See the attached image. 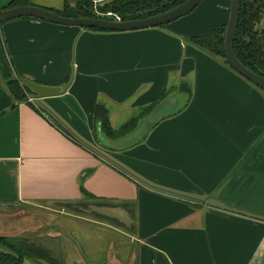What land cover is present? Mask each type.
I'll use <instances>...</instances> for the list:
<instances>
[{
    "label": "crops",
    "instance_id": "1",
    "mask_svg": "<svg viewBox=\"0 0 264 264\" xmlns=\"http://www.w3.org/2000/svg\"><path fill=\"white\" fill-rule=\"evenodd\" d=\"M30 3L64 8V0ZM230 5L202 0L166 27L122 33L34 18L1 23L13 75L64 91L13 102L0 73V217L26 208L83 222L59 226L80 238L77 264H264V222L151 190L46 114L158 186L264 218V94L189 43L226 26ZM98 106L113 131L136 128L107 138L94 120ZM136 130L144 134L129 141ZM84 203L110 206L133 225L62 207Z\"/></svg>",
    "mask_w": 264,
    "mask_h": 264
},
{
    "label": "trees",
    "instance_id": "2",
    "mask_svg": "<svg viewBox=\"0 0 264 264\" xmlns=\"http://www.w3.org/2000/svg\"><path fill=\"white\" fill-rule=\"evenodd\" d=\"M184 1L186 0H111L107 3L103 2L104 4L99 3L96 7V13L92 10V3L89 2V0H75V5L73 7L69 4L68 0H64V8L62 11L48 10L62 17L102 18V14L98 13L99 10V12L103 13H114L121 21H132L161 14L182 4ZM22 6H32V4L30 3V0H12L7 8ZM259 8L260 7H251L249 4L245 5L241 0L238 29L234 41V51L239 61L245 67L264 77V30H257V28H255V23L259 19ZM1 25L2 24H0V26ZM88 30L104 32L99 29ZM224 33L225 26L212 31L206 36L192 37L189 39V43L196 48L223 60ZM223 62L228 66L225 61ZM0 73L5 81L9 80L13 75L7 50L1 38V31ZM8 91L13 102H25L28 97H31L29 90L16 82L8 85ZM46 114L49 115L59 129L72 139L76 140L75 136L58 119H55L49 111H46ZM94 120L100 125L105 136L113 140L124 137L136 128V122L131 121L126 124L121 131H113L109 125L107 111L100 106L96 107ZM24 258L46 261L50 264H59V262L39 243H36L29 238L0 237V264H23Z\"/></svg>",
    "mask_w": 264,
    "mask_h": 264
},
{
    "label": "water",
    "instance_id": "3",
    "mask_svg": "<svg viewBox=\"0 0 264 264\" xmlns=\"http://www.w3.org/2000/svg\"><path fill=\"white\" fill-rule=\"evenodd\" d=\"M68 1L72 7L75 5V0H68ZM201 1L202 0H186L182 4L168 11H165L161 14H157L143 19L132 20V21H121L117 19L113 20L105 16H101L102 18H69V17L59 16L54 12L41 7L22 6V7L0 9V24L20 18H34L64 27H77L85 30L99 29L104 32H118V33L131 32V31L145 30L151 28H159L169 25L170 23H173L176 20L190 14L201 3ZM240 8H241V0H231L229 19L225 26L224 41H223L224 59L222 61H225L228 67L232 69L236 74H238L243 79L247 80L249 83L257 87L260 91L264 93V77L252 72L247 67H245L239 61L234 51V41L238 29ZM13 82L19 83L22 87L28 89L33 99L35 98L43 99L50 96H56L59 95L60 93H63L64 91V89H57V88L55 89L51 87H46L43 85L33 83L23 77L20 76L17 77L14 75H12V77L9 80H7L4 85H9L10 83ZM59 121L75 137H77L87 147H89L95 153L101 156L104 160L115 165L117 168H119L120 170H122L123 172H125L126 174H128L129 176L137 180L139 183H141L142 185H144L145 187L151 190L181 199H190L194 201H199L204 204V207L206 209L207 208L216 209L234 215H239L249 219L264 222L263 217L224 206L216 200L208 199L207 196L183 193L162 186H158L144 179L143 177L137 175L132 170L121 164L119 161H117L115 158L111 157L107 153L101 151L100 149L94 147L87 141L81 139L63 121H61L60 119ZM62 207L64 209H69L72 212L91 215L97 217L98 219H107V220H110L112 218L118 220L120 219V221L124 224L126 229H130V227L133 225V219L130 220L129 218H122L119 215L118 211H116V209H111L110 206L102 207V206L84 203L77 205L64 204L62 205ZM69 237L75 240V242H77V240L73 237V235L72 236L69 235Z\"/></svg>",
    "mask_w": 264,
    "mask_h": 264
},
{
    "label": "rangeland",
    "instance_id": "4",
    "mask_svg": "<svg viewBox=\"0 0 264 264\" xmlns=\"http://www.w3.org/2000/svg\"><path fill=\"white\" fill-rule=\"evenodd\" d=\"M110 1L111 0H89V2L92 3V10L96 13V7L99 5V3L104 4L103 2L107 3ZM98 13H101L102 15L112 14L113 16L111 15L110 18L113 20L119 18L112 12L103 13L99 12L98 10ZM258 28L264 29V16ZM38 105H40L39 102ZM152 123V121L146 123L145 127H149V125H151ZM132 134L133 136L129 140L131 142L135 141L139 136L141 137V135L144 134V131L136 130ZM16 212L19 213L9 217H0V236L26 237L29 239H33L37 241L36 243H39L45 250H47L49 254L59 262V264H77L76 262L78 260H82V263H84L85 260L83 259V256H81V253L79 251V248H81L82 246L80 245L81 242H78L80 241L79 236L77 235L78 241L75 242V240L71 239L69 236L62 234V229L65 230V228L67 227H87L83 222L72 220L67 217H62L58 213L46 212L40 209L19 208L16 209ZM59 226H61L62 229H60ZM95 239L96 236L93 235L90 243L93 242V244L99 245L98 241ZM97 257L99 259H104L105 253H99ZM90 258H92L91 260L95 259L93 257ZM37 262L35 263L50 264L41 260L40 262Z\"/></svg>",
    "mask_w": 264,
    "mask_h": 264
},
{
    "label": "flooded vegetation",
    "instance_id": "5",
    "mask_svg": "<svg viewBox=\"0 0 264 264\" xmlns=\"http://www.w3.org/2000/svg\"><path fill=\"white\" fill-rule=\"evenodd\" d=\"M243 1V3L245 4V5H250L251 7H260L259 8V14H258V16H259V19H258V21L255 23V28H257V30H259V28H258V26H259V24H260V22L262 21V18H263V16H264V0H242ZM258 9V8H257ZM261 29V28H260ZM263 29V28H262ZM264 30V29H263Z\"/></svg>",
    "mask_w": 264,
    "mask_h": 264
},
{
    "label": "built area",
    "instance_id": "6",
    "mask_svg": "<svg viewBox=\"0 0 264 264\" xmlns=\"http://www.w3.org/2000/svg\"><path fill=\"white\" fill-rule=\"evenodd\" d=\"M112 14H106V15H102V16H105V17H109L110 18V16H111ZM113 16V15H112ZM117 20H120L119 18H116ZM28 100L30 101V102H33L34 101V99L32 98V97H28Z\"/></svg>",
    "mask_w": 264,
    "mask_h": 264
}]
</instances>
